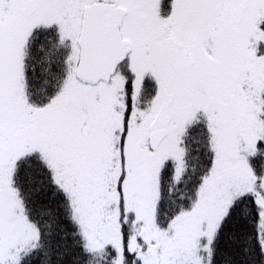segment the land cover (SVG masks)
<instances>
[{
    "label": "snow or ice",
    "instance_id": "6c2138e0",
    "mask_svg": "<svg viewBox=\"0 0 264 264\" xmlns=\"http://www.w3.org/2000/svg\"><path fill=\"white\" fill-rule=\"evenodd\" d=\"M0 264H264V0H0Z\"/></svg>",
    "mask_w": 264,
    "mask_h": 264
}]
</instances>
